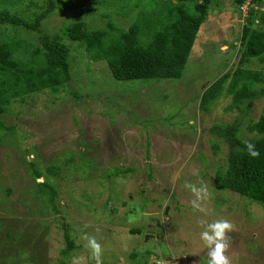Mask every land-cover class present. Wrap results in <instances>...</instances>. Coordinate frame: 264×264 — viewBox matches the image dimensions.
I'll use <instances>...</instances> for the list:
<instances>
[{"label": "rangeland", "instance_id": "obj_1", "mask_svg": "<svg viewBox=\"0 0 264 264\" xmlns=\"http://www.w3.org/2000/svg\"><path fill=\"white\" fill-rule=\"evenodd\" d=\"M107 1L54 0L40 31L20 27L31 45L41 43L40 34H58L70 47L71 77L55 92L17 97L0 112L11 128L0 129V264H71L73 256L89 255L83 233L102 245L103 264H207L202 222L218 218L235 225L226 252L231 264H264V207L216 185L228 146L211 131L238 119L247 135L264 95L241 118L238 107L229 108L231 96L199 109L204 87L236 67L242 28L249 16L264 20V0H211L180 78L130 80L115 79L105 60L78 48L63 30L79 21L104 28L110 20L126 29L140 11L165 6L159 0ZM48 3L0 0V10L32 21ZM3 32L16 34L1 25L0 41L7 39ZM263 66L257 58L244 65ZM186 182L207 185V213L192 209ZM66 233L73 244L64 253Z\"/></svg>", "mask_w": 264, "mask_h": 264}, {"label": "trees", "instance_id": "obj_2", "mask_svg": "<svg viewBox=\"0 0 264 264\" xmlns=\"http://www.w3.org/2000/svg\"><path fill=\"white\" fill-rule=\"evenodd\" d=\"M159 1L164 9L140 11L139 20L133 21L126 29L119 28L111 20L107 27L95 29L79 21L66 26L63 35L94 58L105 60L117 80L180 78L211 0ZM237 1L244 3L245 0ZM258 1L251 0L253 3ZM54 6V0H49L48 6L32 21L8 9L0 10V26L9 25L16 31L14 36L1 33L7 39L0 41V112L5 111L17 97L45 89L55 92L70 79V47L58 34H40L41 43L35 45L20 36V27L40 31L41 21ZM250 11L254 12L253 9ZM263 22L261 18L258 22L250 16L247 18L239 37L240 52L236 67L204 87L199 99L200 110L208 111L222 95L231 96L229 108L238 107L241 118L249 112L254 100L264 95V66L262 69L244 67L252 58L264 63ZM0 129L11 130L2 121ZM211 131L228 146L226 167L215 173L216 185L264 207V106L259 117L246 124L247 135L242 134L238 119L214 124ZM245 142L255 145L258 157L248 155ZM217 147V143H213L214 150ZM27 163L36 178L40 177L36 162ZM47 169L52 171L53 166H47ZM37 184L44 187L48 194L52 193L53 190L45 182ZM140 231L138 228L131 229L134 233ZM65 238L67 247L63 252L67 253L73 242L67 233Z\"/></svg>", "mask_w": 264, "mask_h": 264}, {"label": "clouds", "instance_id": "obj_3", "mask_svg": "<svg viewBox=\"0 0 264 264\" xmlns=\"http://www.w3.org/2000/svg\"><path fill=\"white\" fill-rule=\"evenodd\" d=\"M222 51L226 50L224 46ZM247 153L253 158L259 156V151L255 145L250 142H245ZM193 174L197 175L198 170H193ZM185 188L189 189L193 194V199L190 201L194 211L207 213L206 202L211 198V193L206 184L201 182L200 186L192 183H185ZM204 230L200 233V240L207 249V264H231V259L226 252L230 247L229 233L235 230V225L232 221L225 218H218L211 222H202ZM88 227V225H85ZM82 239L86 241L85 248L88 249L89 255L83 254L73 256L71 264H89V261H94V264H103V248L95 236L83 233ZM126 250V249H125Z\"/></svg>", "mask_w": 264, "mask_h": 264}, {"label": "water", "instance_id": "obj_4", "mask_svg": "<svg viewBox=\"0 0 264 264\" xmlns=\"http://www.w3.org/2000/svg\"><path fill=\"white\" fill-rule=\"evenodd\" d=\"M145 232H146V234H148V233H154L157 236V232H153L151 230H143L141 233L144 235Z\"/></svg>", "mask_w": 264, "mask_h": 264}]
</instances>
